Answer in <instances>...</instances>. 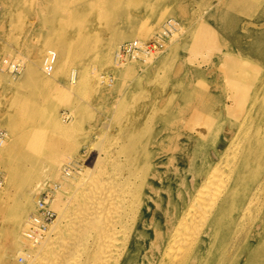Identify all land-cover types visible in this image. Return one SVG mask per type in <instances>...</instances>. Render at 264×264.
Segmentation results:
<instances>
[{
    "label": "bare ground",
    "instance_id": "obj_1",
    "mask_svg": "<svg viewBox=\"0 0 264 264\" xmlns=\"http://www.w3.org/2000/svg\"><path fill=\"white\" fill-rule=\"evenodd\" d=\"M241 1L234 0L231 5L241 9ZM15 2L18 4L11 6L15 10L9 14L6 30L19 45L21 35L26 33L24 17L29 6L20 5L21 0ZM133 2L141 8L144 4V0H124L123 29L110 36L99 35L98 24L109 17L107 26H113L120 0H66L53 13L47 12V4H41L35 12L42 27L36 46L43 57L41 64L50 57L52 66L60 67L59 78L66 73L64 65L75 63L79 70L70 71L71 85L82 88L84 83L94 94L111 98L121 89L120 84L115 75H100L96 67L139 62L113 59L117 46L123 43L119 44L121 39L136 37L135 41L143 45L146 39L154 38L163 52L176 36L173 20L166 24L152 21L144 27L130 21L128 5L131 11ZM255 11L251 10L250 15ZM170 22L171 31L165 27ZM158 24V34L152 33ZM194 31L188 27L173 41L179 39L176 44L181 47ZM255 58L253 53H222L221 97L197 87L192 91L179 82L171 84V93L163 95L167 99L162 119L130 116L132 103L120 101L117 113L108 118L109 126L103 124L107 132L102 134L103 139L85 148L83 163L78 154L75 158L57 157L59 145L75 153V139L55 117L57 102L47 92L24 101L14 98L8 105L13 115L0 120V158L9 166V170L0 167L4 188L0 189V241H5L15 256L22 255L25 264H264V61ZM8 59L9 63L1 58L2 70L17 66L15 76L22 66L25 71L24 80L14 84L18 94L28 82L47 90V81L37 73L32 60L20 53H12ZM89 63L92 71H88ZM229 120L236 122L222 131L223 122ZM244 123L250 127L243 133L238 128ZM230 137L233 143H228ZM209 138H213L211 148L197 158ZM43 141L44 146L38 148ZM26 143L30 152L27 156H32H26L30 166L12 164L13 153ZM227 147H233L234 156L225 163L223 172L213 170L208 177L204 175L210 166V152ZM94 149L99 160L88 163ZM188 173L193 175L192 185L187 182ZM32 182L37 183L29 194L24 188ZM51 182L56 185L48 205L57 217L46 236L32 244L23 237V231L26 224L40 218L38 193ZM20 198L25 199L23 204ZM12 261L0 253V264H15Z\"/></svg>",
    "mask_w": 264,
    "mask_h": 264
},
{
    "label": "rangeland",
    "instance_id": "obj_2",
    "mask_svg": "<svg viewBox=\"0 0 264 264\" xmlns=\"http://www.w3.org/2000/svg\"><path fill=\"white\" fill-rule=\"evenodd\" d=\"M42 1H44V4H47L48 13L57 12L58 9H60L58 8L59 5L62 6L66 4V0L65 2L64 0H62L61 3L55 0V3L53 2V0H47L46 2L45 0H26V2L25 0H21V3L19 2L20 5H28L29 10L25 8L26 16L24 17V19L26 23V33H24V35H21V37L23 38L22 40H19L20 33L18 32L16 34V36L19 37L17 39L19 40V45H17V41L14 43L12 37L9 36V33H7L9 32L7 23L11 18L9 14L14 13L15 10V8L11 6H17L18 3H16L15 0H0V60L1 58H3L4 61L8 60L9 63L10 59L8 58L11 57L12 53H20L26 60H32L37 73L47 81V90H42L37 84L35 85L28 82L27 87L29 88V90L26 87L23 93L18 94L19 90H15L14 84L24 80L25 71L23 69V66L20 70H18L20 73L15 76L14 73L16 72H14V70L18 68L17 66L11 70L10 68L6 67L4 68V70H2V65L0 64V120L6 119L8 116L13 115L14 112L8 107V105L10 101L14 100V98L16 100L24 101L29 97L35 95L36 93H41L44 91L47 92V95H50V98L57 102L54 105L55 117H57L59 119V122L67 129V132H65L69 134L70 137L73 136L75 139L74 151L76 152L69 153L64 150L63 145H59L56 152L58 153V158L62 155L64 157H74L76 154H78L79 156L81 155V157L79 158L80 161L82 163L85 162V148L89 147L91 143L99 140L100 138L103 139L102 134L107 133L106 128L103 127L105 125L109 126L108 118L117 113V106L119 105V103H121L120 101L128 100V102L132 103V114L130 116L143 114L153 118L160 117L162 119L165 116L163 110L165 101L167 99V96L164 97L163 95L165 93H171V90L173 89L171 87V84H174L175 82L181 83V86L191 89L192 91L195 89V87H197L200 91L202 90L204 92L211 93V95H213L214 93H218V97L223 96V80L219 74V67L222 63L221 58L223 52L231 51L234 53H242V55H252L253 53V56L256 55V58L258 59L257 61H264V19H262V17L264 16V0L241 1V6H243L241 7V9L244 11L248 10V12L245 14L240 13L239 10L241 9L231 5L234 0H144L142 8L140 4H137L138 2H133L131 11V6L128 5V12H130L129 14L131 15H129L130 21H134L140 26L143 24L142 26L144 27V24H151L152 21H159V24H166V22L173 20L172 22L175 23V27H177L174 28L178 30L175 31L174 29L173 33L176 34L175 37H179L181 35V31L183 32V30H186L188 27H193V29L195 30L192 36L193 38L191 37L187 43L179 47L177 46L178 44H176L179 39L177 41H173V38L175 37L170 36L172 37V40H170L168 48L166 50L164 48L163 52H161L163 50H161V47L159 49L160 51L158 50L159 52H157L156 49V52H153L152 55H144L143 53H141V57L139 58L128 57L124 59V61L138 60L139 62L137 64L121 65L119 62H115L114 64H108V66L102 65V67H104L103 69H100L101 65H99L98 67H96V69L100 73V75L110 74V77L112 75H115V80H118L120 84L119 88L121 89L117 90L115 94H111V98H108L107 95H96L92 92V90H90V88H87L84 83L82 85L80 80V85L83 86L82 88H77L75 87V85L70 84L68 77L70 71H73V69H76L77 71L79 70L77 69L79 67L75 65V63H70L68 67L64 65L66 73L59 78V66L58 68L56 66H52L51 70L49 71V69H46V63H44V65L41 64V59L43 57L41 55L39 56V54L37 53L36 46L37 43H39L37 40H39V33L42 31V27L40 26L41 24L39 22L40 19L35 15V12H37L39 6L43 4ZM124 5V0H120V3L117 5L113 26H107L109 17H105V19L101 21L100 24H98L99 35L110 36L113 32H117L119 31V29H123V22L126 21V18H124ZM246 6H248L249 8ZM251 10H256L253 16L250 15ZM159 12H161V15L157 16L156 14L158 13L159 15ZM155 18L157 20H155ZM30 23L32 26L30 25ZM173 23L172 26H170V31L172 29L171 27H173ZM195 23H198L197 26ZM159 24L155 26L152 33L158 31L160 26ZM166 26L167 25H165V27ZM6 28L8 29L6 30ZM85 30L87 33H90L89 26H86ZM170 31L168 35H170ZM6 33L8 35H6ZM5 35L8 37V39ZM197 35L199 36V38L197 37ZM135 40L136 37H132L129 40L121 39L119 41V44L122 42L123 43L120 45L118 44L119 46H117L115 53L123 44ZM153 40L155 39H146L144 44L153 42ZM166 42L165 45L167 44ZM239 42L243 45L241 46ZM3 45L6 46L3 47ZM248 47H253V51H251V49H249ZM31 48L33 50L32 53L30 51ZM242 50L244 53L242 52ZM115 53L113 55V59H115ZM95 57L98 59V56ZM145 57H148V59H145ZM250 58L253 57L251 56ZM4 64L6 65V63ZM15 64L19 65V63ZM113 69L117 72L112 71ZM89 70H93L90 63L88 65V71ZM23 74L24 77L22 76ZM110 83L111 82H109V84ZM50 84L52 86L49 89L48 86H50ZM33 86L36 88H34ZM35 89L37 91H35ZM195 102L196 100L195 98H193V103ZM115 103L117 104L116 107ZM169 115L170 112H167L166 116ZM32 122L35 123L36 120L33 119ZM235 122V120L223 122L221 130L224 131L223 128L228 129V126H230L231 128V125H233ZM249 127L250 126H246V124L244 123L241 128L238 129H241V131L244 133L249 129ZM49 130L54 131L53 129ZM108 130H110L109 127ZM44 141L39 144L38 148L41 149L44 146ZM212 141L213 138H209L208 140H206L205 145L207 146L202 152L198 153L197 158H200L206 151H208V149L211 148L209 144H211ZM229 142L233 143L232 137L229 138L228 143ZM7 143H9V141H7ZM28 147L29 146L27 143L25 145H20L19 147H17V152H14L11 157L12 164L16 165L19 162L26 165L27 167L30 166L29 159H32V156H27V154H30V152L28 151ZM232 150L233 147L224 148L221 152H210L209 150L211 154L210 166L208 171L204 175H207L208 177V175L213 170H216V173H218V171L219 174L222 173L225 163L234 156L231 152ZM20 153H22V155H20L22 157L17 155ZM23 153L25 154V156H23ZM26 156L29 157V159ZM74 158L70 161L72 162ZM98 160L99 154L97 150L94 149V151H90L87 162L95 163ZM62 162L64 161H61V163ZM0 167L4 170H9V166L6 163V160H3L2 158H0ZM190 173L187 174V182L192 185L193 175ZM36 183L37 182H32L30 186L25 187L24 189H26L29 194H32V190L30 189L31 187L35 186ZM55 185L53 182L45 184V188L39 191L38 196H46L47 194L51 198V190ZM213 185L217 186V183H214ZM0 187L1 190L4 189L3 184H1ZM1 190L0 192L3 191ZM11 191L14 192V189H12ZM19 201L23 204L25 202V199L20 198ZM39 209L40 208H38L37 210ZM50 209L54 212L55 221L57 212L52 207H50ZM29 214H31V212H29L27 216ZM247 225H249V223ZM9 247L10 246L5 241H0L1 255L5 259H13L12 262L15 264H25L26 262L23 256L20 254L15 256V253L13 254V252L10 251ZM21 257L22 260H20Z\"/></svg>",
    "mask_w": 264,
    "mask_h": 264
},
{
    "label": "built area",
    "instance_id": "obj_3",
    "mask_svg": "<svg viewBox=\"0 0 264 264\" xmlns=\"http://www.w3.org/2000/svg\"><path fill=\"white\" fill-rule=\"evenodd\" d=\"M170 26H172V23H167V27ZM156 49H160L158 41L153 40V42L143 45L140 44L138 41H132L123 44L119 48L117 54L115 55V59L123 60L128 57L139 58L141 53L144 54V52H146L145 54H151L152 52H155ZM47 58L48 59L45 62L47 64V69H49L50 71L52 68V59L50 57ZM1 136L2 135L0 130V138ZM49 199L50 197L47 194L46 196H41L38 198L37 206L38 208H40V218L37 220L30 221L28 224H26V227L24 228L23 237L32 244L39 243L46 236L49 228L54 223L55 215L54 212L48 206ZM20 260H22V257Z\"/></svg>",
    "mask_w": 264,
    "mask_h": 264
},
{
    "label": "crops",
    "instance_id": "obj_4",
    "mask_svg": "<svg viewBox=\"0 0 264 264\" xmlns=\"http://www.w3.org/2000/svg\"><path fill=\"white\" fill-rule=\"evenodd\" d=\"M187 42H188V41H187ZM187 42H186V43H187Z\"/></svg>",
    "mask_w": 264,
    "mask_h": 264
}]
</instances>
